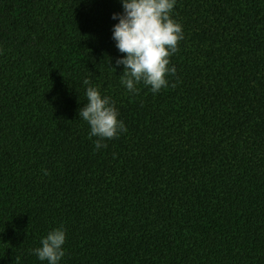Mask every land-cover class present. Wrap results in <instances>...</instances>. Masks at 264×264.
<instances>
[{
    "label": "trees",
    "instance_id": "16d2710c",
    "mask_svg": "<svg viewBox=\"0 0 264 264\" xmlns=\"http://www.w3.org/2000/svg\"><path fill=\"white\" fill-rule=\"evenodd\" d=\"M114 13L0 0V264H47L33 250L61 226L59 264H264V0H176L156 94L120 83ZM84 79L127 128L99 150Z\"/></svg>",
    "mask_w": 264,
    "mask_h": 264
},
{
    "label": "clouds",
    "instance_id": "9594fccd",
    "mask_svg": "<svg viewBox=\"0 0 264 264\" xmlns=\"http://www.w3.org/2000/svg\"><path fill=\"white\" fill-rule=\"evenodd\" d=\"M121 3L123 14L112 16L119 21L113 26L112 38L118 51L124 54L116 60V65L124 66L120 83L133 94L139 92V84L153 94L159 93L170 86L168 77L176 74L171 57L179 51L184 39L182 24L172 15L176 0H121ZM83 84L88 85L87 103L78 110V116L89 125V138L96 137L94 150L106 148V140L119 138L127 128L119 118L115 102L102 95L98 87L91 86L90 80L84 79ZM65 242L66 230L61 226L42 238L41 246L33 252L47 264H59L65 255Z\"/></svg>",
    "mask_w": 264,
    "mask_h": 264
}]
</instances>
